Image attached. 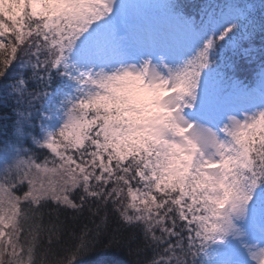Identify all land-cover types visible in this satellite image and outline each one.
Returning <instances> with one entry per match:
<instances>
[{"label":"snow or ice","instance_id":"snow-or-ice-1","mask_svg":"<svg viewBox=\"0 0 264 264\" xmlns=\"http://www.w3.org/2000/svg\"><path fill=\"white\" fill-rule=\"evenodd\" d=\"M0 264H264V0H0Z\"/></svg>","mask_w":264,"mask_h":264},{"label":"trees","instance_id":"trees-1","mask_svg":"<svg viewBox=\"0 0 264 264\" xmlns=\"http://www.w3.org/2000/svg\"><path fill=\"white\" fill-rule=\"evenodd\" d=\"M255 2H259V0H255ZM123 257H121V256H117V255H115V254H109L108 256H105V257H101V256H99V255H97V256H94V257H91L90 259H92V260H105V261H114V260H119V259H122Z\"/></svg>","mask_w":264,"mask_h":264}]
</instances>
